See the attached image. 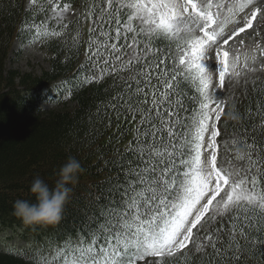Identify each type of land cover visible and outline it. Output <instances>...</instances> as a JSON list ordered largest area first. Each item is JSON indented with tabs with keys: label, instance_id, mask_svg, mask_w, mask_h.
<instances>
[{
	"label": "snow or ice",
	"instance_id": "6c2138e0",
	"mask_svg": "<svg viewBox=\"0 0 264 264\" xmlns=\"http://www.w3.org/2000/svg\"><path fill=\"white\" fill-rule=\"evenodd\" d=\"M37 3L29 0L21 32L76 40L68 24L46 26ZM85 8L84 82L112 78L107 107L137 122L135 135L110 162L117 175L96 210H85L78 238L69 233L41 252L42 264H183L209 249V264H239L247 245L264 259V147L234 134L235 155L218 163L216 125L227 82L243 77L247 86L264 70V0H93ZM71 10L58 0L40 8L55 21ZM249 29L251 44L239 38Z\"/></svg>",
	"mask_w": 264,
	"mask_h": 264
},
{
	"label": "trees",
	"instance_id": "16d2710c",
	"mask_svg": "<svg viewBox=\"0 0 264 264\" xmlns=\"http://www.w3.org/2000/svg\"><path fill=\"white\" fill-rule=\"evenodd\" d=\"M58 2L70 3L80 11L68 23L76 40L42 39L50 55L51 68L36 75L7 69L13 43L34 40L27 28L21 32L31 8L29 0H0V232L30 236L22 249L24 253L0 248V264H42V251L33 250V242L54 248L51 242L63 240L69 233L76 237L81 222L86 220L85 210L89 214L96 210L95 198L108 187L106 182L117 175L118 170L110 162L119 158L135 135L133 129L137 122L130 116H118L116 110L107 107L113 94L112 78L84 82L87 73L81 71V66L87 63L89 22H85L83 14L85 3L91 4L93 0ZM46 3L47 0H38L36 12L41 20L47 21L50 11L47 16L40 12ZM47 25L58 27L48 21ZM61 80L67 89L63 93L68 101L62 108L43 109L39 91ZM254 80L260 86V93L253 86ZM236 88L240 90L231 94L223 122L225 141L233 156L231 137L234 134L238 139L247 136L249 143L255 137L257 144L264 147V114H257L258 105L264 103V79L255 78L247 86L243 82ZM185 91L192 94L188 88ZM98 108L100 115H96ZM69 157L80 162L82 172L71 186L72 193L61 220L55 225H25L13 214V203L17 199L36 203L35 195L29 190L32 181L40 178L50 188L55 187L59 168ZM210 256L211 249L203 257L189 255L183 264H209ZM211 264H219V259L212 260ZM239 264H264L259 247L247 245Z\"/></svg>",
	"mask_w": 264,
	"mask_h": 264
},
{
	"label": "rangeland",
	"instance_id": "374dc122",
	"mask_svg": "<svg viewBox=\"0 0 264 264\" xmlns=\"http://www.w3.org/2000/svg\"><path fill=\"white\" fill-rule=\"evenodd\" d=\"M51 12L49 17L47 18L48 22H52L54 25H60V24H68L69 22H72L75 18L78 17L79 12L76 8H72L70 12H67L64 14V18L62 21H55L51 19ZM255 24V22H254ZM248 31V30H246ZM261 36L264 35V29H261ZM249 37H246L245 34H241L239 38L245 39L246 42L249 44L252 43V36L253 31L249 29ZM46 38V37H45ZM238 38V39H239ZM261 37H256L257 40H259ZM44 39V38H43ZM28 44V45H27ZM230 46L234 48L236 45L232 44L230 42ZM226 48L229 46H225ZM50 55L46 51V49L43 47L42 39L35 40L34 43L29 44L28 42L22 43L20 41L14 42L12 49H11V55L7 61V69L8 70H15L22 74H36V75H42L44 72H48L51 68L50 64ZM257 68H260L259 63H257ZM263 75L261 72H256L254 74H249V76H255V77H261ZM248 76V77H249ZM249 80H253L248 79ZM237 83L233 82H227L226 89L224 90L223 99L227 100V103L229 100H231V94H234L236 91H239L240 89H237L236 86ZM64 89V91H62ZM62 91V92H61ZM67 91L66 87L62 86V80L58 81L54 85H52L50 88L41 89L39 91L41 98L40 99V106L47 110H55L58 108H62L63 103H66L68 99L64 97V93ZM237 94V93H236ZM222 118V117H221ZM221 121L216 122L217 128L220 127ZM227 157L226 148H222V162H220V159H218V163H223ZM195 231V230H194ZM35 236V235H34ZM30 237V236H29ZM29 237H25L24 235H17L10 233L9 231H2L0 232V248L4 249H15L18 253H24L22 249L28 244ZM73 240H76L77 238L72 237ZM64 241L60 240V242ZM51 242V241H50ZM57 242V241H56ZM56 242H51L56 245ZM33 250L43 253L44 256H48L49 252L53 250L54 248H47L44 244L33 242ZM200 255V257L204 256V253L196 254Z\"/></svg>",
	"mask_w": 264,
	"mask_h": 264
},
{
	"label": "clouds",
	"instance_id": "9594fccd",
	"mask_svg": "<svg viewBox=\"0 0 264 264\" xmlns=\"http://www.w3.org/2000/svg\"><path fill=\"white\" fill-rule=\"evenodd\" d=\"M82 172L81 164L73 157L59 168L55 187L50 188L43 179L35 178L30 192L35 195L36 203L17 199L13 203V214L25 225H55L61 218L65 205L74 185Z\"/></svg>",
	"mask_w": 264,
	"mask_h": 264
}]
</instances>
